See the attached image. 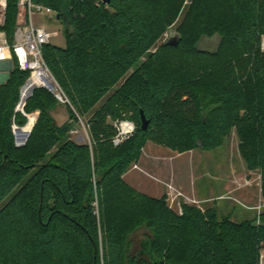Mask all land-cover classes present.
Listing matches in <instances>:
<instances>
[{
  "label": "trees",
  "instance_id": "1",
  "mask_svg": "<svg viewBox=\"0 0 264 264\" xmlns=\"http://www.w3.org/2000/svg\"><path fill=\"white\" fill-rule=\"evenodd\" d=\"M33 2L52 8L66 26L65 47L47 44L43 58L68 101L69 120L58 126L53 113L61 103L45 88L36 89L17 111L30 73L20 71L13 57L10 79L0 85V264H259L264 226L219 220L214 210L203 213L187 205L177 214L165 198L137 192L123 177L149 142L178 154L212 152L235 129L247 169L260 171L264 197V55L258 49L264 0H194L186 15L192 26L202 17V31L222 39L217 54L193 46L194 55L221 62L227 46L246 56L251 67L243 84L235 76L230 80L227 67L198 78L169 70L170 54L184 51L182 31L177 47L165 43L152 52L158 40L154 21L174 22L186 0ZM18 10V0H7L0 32L10 45ZM223 71L228 81L220 80ZM111 91L86 123L90 143L72 141L74 125ZM127 110L135 132L118 147L108 120ZM36 112L29 140L17 147L13 124L26 125ZM130 221L136 224L129 226ZM141 226L147 227L144 245L136 249ZM172 227L189 231L185 263L172 262L166 253L168 262L163 255L161 242Z\"/></svg>",
  "mask_w": 264,
  "mask_h": 264
},
{
  "label": "rangeland",
  "instance_id": "2",
  "mask_svg": "<svg viewBox=\"0 0 264 264\" xmlns=\"http://www.w3.org/2000/svg\"><path fill=\"white\" fill-rule=\"evenodd\" d=\"M192 3H194V0H186L183 8L179 11L177 18L174 20V22H170V24L165 25L161 22V20L154 21L153 26L156 28V31H158V40L156 45L152 49V52L156 53L157 51H161L160 49H162L165 43L168 41L170 33L179 30L180 32H184L186 37V44L184 51L177 50L170 54L172 60L168 63L169 70L179 69L181 71H188L193 75V77L198 78L199 76H207L208 74H210L212 72L211 69L222 71V68L227 67L229 68V72H231V81L235 76L237 83L243 84L247 82L250 75L249 71L251 64L249 60L243 59L246 56L237 52L236 49L226 46L223 52L224 57L221 62H215L210 58L204 56H196L191 51V48L195 46L197 52L214 55L220 51V46L222 43V39L218 34L209 35L205 34V31H202V28L199 27L201 23L200 19H202V17H197V20H194V26H192V22L188 23L192 21L191 19L190 21L189 19H187L186 21V15L190 11V6L192 5ZM208 6L209 9L213 10V5L209 3ZM194 15L195 13L193 12L191 16ZM231 16L232 15H230L229 18ZM5 19L6 16L4 18L0 14V26H4ZM33 20L34 24L37 27L43 28L44 26L47 32H58L59 36L54 37L51 40V44L62 48L65 47L66 26L64 22L57 19V16L42 17L35 15L33 17ZM198 30H201L202 34H204L198 35ZM231 48L234 51H232ZM258 49L260 50L261 54L264 55V35L261 38ZM224 73L225 71L220 73L219 76H222L220 77V80L228 81V77H225ZM7 74H9L8 80L6 79L4 80V82H0V85L6 84L9 81L11 73H9L8 71ZM51 81L53 84H46L44 88L51 92L53 91L57 95L60 92V89L53 79ZM122 83L123 82L119 83L116 88H120ZM53 85H55V88L53 87ZM113 91H111L96 108H94V111L90 115L85 117L83 120H80V123H78L77 125H74L73 130L70 133L72 141L78 144L90 143L86 123L90 116H92V114L106 102L108 97H111L113 95ZM58 100L61 103L59 106L60 108H58L57 111L54 112L55 116L53 115V117L56 120L58 126H61L69 119L67 108L65 106L66 104H68V101L64 96H62V100L61 98H58ZM18 108L19 106L17 107V111H20L22 109L21 108L20 110H18ZM120 115L121 116L118 118H109L108 123L115 126V124L121 122L126 123L133 121L132 111H122ZM32 118L34 120V123H36L39 118V113L36 112L29 115L28 122ZM28 122L26 123V125L28 124ZM23 127H25V125L20 127L16 124H13L14 136L17 132V128ZM114 139L119 147L121 144L117 142L116 136ZM124 142H122V144ZM241 142V139L234 129L230 131L222 147L217 150H214L212 152H205L200 149H196L194 152L176 155V164H183V170H181L183 177H187V181H189L192 176L191 183L194 184L195 190H197L202 202L196 203L197 201L195 202L191 199H186V201L185 199H182V201H178L177 199L175 203H170V201L165 198V201L167 203L166 205H168V207L177 214H181L183 212V207L187 205L193 206L203 213L208 210H214L216 211L219 220L229 218L232 222H235L237 224L249 222L256 228H261V226H264V197L262 196L261 174L258 169H252L251 171L247 169L244 161L241 158ZM163 149L166 150V154L168 155V157L172 156V152H170V150L166 148ZM186 162L187 165L185 164ZM131 168L140 169L136 164H134ZM219 169L223 170L225 172V175L229 174V180L227 179L226 181H224V178L219 173ZM126 180H128V176L126 177ZM227 182L228 186L224 187ZM135 224L136 222L134 221L129 222V226H133ZM146 228V226H141L136 230L137 233L134 238V246L136 249L139 248L140 242L144 239L143 236L146 232ZM188 234L189 231L186 228H181L179 230L173 227L168 228L165 235L163 236L164 239H168L166 242H164V239H162L161 242L162 249L164 251L163 255L165 256L167 261L168 258L166 253H171L173 257L172 260H174L172 262H186L185 260L191 250L188 240ZM258 250L259 264H264V241L260 244Z\"/></svg>",
  "mask_w": 264,
  "mask_h": 264
},
{
  "label": "built area",
  "instance_id": "3",
  "mask_svg": "<svg viewBox=\"0 0 264 264\" xmlns=\"http://www.w3.org/2000/svg\"><path fill=\"white\" fill-rule=\"evenodd\" d=\"M18 8L17 29L14 43L10 45L7 42L8 40L5 33L0 32V79L1 77L7 76L8 73L5 63L10 60L13 62V57H15L18 69L20 71L30 73V78L28 79L27 84L22 88L21 94L23 96L24 90L27 89L30 81L35 77V73L38 70H42L54 80L44 61L43 47L47 44H51V40L54 37H58L59 33L47 32L44 26L41 28L34 24L33 17L35 15L42 17L57 16L56 11L52 8L36 4L33 0H18ZM6 10L7 0H0V14L4 18L6 16ZM56 85L58 84L56 83ZM42 87L44 88L45 86H38L34 89ZM53 87L55 88V85H53ZM58 88L60 89L59 86ZM63 95L64 94L60 89V92L56 95V97L57 99L61 98L62 100ZM114 127L117 131L116 140L119 144L128 140L135 132V124L133 122H121L115 124ZM175 202L176 198H172L170 203Z\"/></svg>",
  "mask_w": 264,
  "mask_h": 264
},
{
  "label": "crops",
  "instance_id": "4",
  "mask_svg": "<svg viewBox=\"0 0 264 264\" xmlns=\"http://www.w3.org/2000/svg\"><path fill=\"white\" fill-rule=\"evenodd\" d=\"M53 115L55 116V113H53ZM162 147L163 146L149 142L144 148L140 160L134 163L140 169L131 168L124 175L123 178L126 183L134 188V190H137V192L154 199L167 198V200L171 202L172 198H176V201L177 199L178 201H182V199H185V201L186 199H191L197 202H202L197 190H195L194 184L191 183L192 176L191 179L187 181V177L184 178L181 172V170H183V164H176V155L182 154H178L176 151L174 152L166 147H163L172 152V156L168 157L166 150ZM185 164L187 165V162ZM219 170V173L224 178V181L227 179L229 180V174L225 175L223 170ZM127 176L128 180H126ZM227 186L228 182L224 185V187Z\"/></svg>",
  "mask_w": 264,
  "mask_h": 264
},
{
  "label": "water",
  "instance_id": "5",
  "mask_svg": "<svg viewBox=\"0 0 264 264\" xmlns=\"http://www.w3.org/2000/svg\"><path fill=\"white\" fill-rule=\"evenodd\" d=\"M102 2L105 3V4H110L112 2V0H102ZM57 19H59L58 16H57ZM181 38H182L181 35H179V33L177 31L171 32L170 33V37H169L168 41L166 42V45L177 47L179 45L180 41H181ZM5 66H6V70L9 71V73H11L13 71V62L11 60L6 62ZM8 78H9V74H7V76L1 77L0 82H4V80H6V79L8 80ZM34 91H35V89H32L31 93L26 98H22L23 96L21 97V102L19 104L18 110H20L22 108L24 102L28 98L32 97ZM141 114H142L141 115L142 129L143 130H147L148 127H149V121H147V118H146V116L144 115L143 112ZM29 124H30V121L23 128H27L29 126ZM34 126H35V123L33 124V126L31 127V129L29 131L27 141L29 140V138L31 136V133H32V130H33ZM15 137H16V144H17L18 147H22V146H24L27 143V141H26L23 145H20V144H18L16 133H15Z\"/></svg>",
  "mask_w": 264,
  "mask_h": 264
},
{
  "label": "bare ground",
  "instance_id": "6",
  "mask_svg": "<svg viewBox=\"0 0 264 264\" xmlns=\"http://www.w3.org/2000/svg\"><path fill=\"white\" fill-rule=\"evenodd\" d=\"M51 80H52L51 77L48 76L45 72H43L42 70H38L35 73V77L30 81L27 89L24 90L22 98H26L31 93V90L34 89L35 87L45 86L46 84H49V83L52 85ZM33 124L34 123L30 121V124L27 128H17L16 134L18 136V142L20 145H23L27 141L29 131L31 127L33 126Z\"/></svg>",
  "mask_w": 264,
  "mask_h": 264
},
{
  "label": "flooded vegetation",
  "instance_id": "7",
  "mask_svg": "<svg viewBox=\"0 0 264 264\" xmlns=\"http://www.w3.org/2000/svg\"><path fill=\"white\" fill-rule=\"evenodd\" d=\"M142 241H143V240H142ZM142 241H141L140 244H139L140 246H143V245H144Z\"/></svg>",
  "mask_w": 264,
  "mask_h": 264
}]
</instances>
